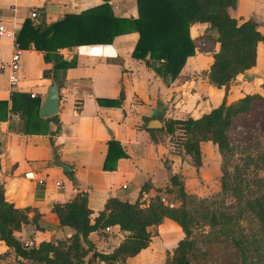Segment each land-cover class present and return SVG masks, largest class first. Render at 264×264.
Instances as JSON below:
<instances>
[{
	"label": "crops",
	"instance_id": "crops-1",
	"mask_svg": "<svg viewBox=\"0 0 264 264\" xmlns=\"http://www.w3.org/2000/svg\"><path fill=\"white\" fill-rule=\"evenodd\" d=\"M238 3L231 15L237 11ZM95 10L102 11L109 22L138 17L136 0H0V24L19 39L27 20L51 25L65 16L78 17ZM33 11L38 14L37 20L30 18ZM237 13L236 19H249H242L244 8L241 14ZM208 28L207 24L189 27L194 54L186 59L179 76L170 83H165L142 60L133 58L139 40L135 32L118 35L110 42L104 41L108 39L106 33L103 41L96 37L93 43L98 44L57 49L56 53L72 65L66 70L64 85L59 90L56 122H49L43 133L27 135L20 132L24 122L18 115H9L7 121L0 122V185L5 200L17 209H36L43 216L40 222L43 231L24 226L15 233L20 242L38 245L69 237L71 231L58 228L52 209L56 204L71 201L78 193L86 194L92 219L109 199L135 203L145 184L149 190L141 201L147 204L168 186L170 175L182 173L176 169L177 164L189 161L187 157L182 161L169 151L170 137L162 131L164 122L197 120L224 100L230 104L246 95H264L261 77L256 74L259 62H264V43L257 47L256 66L239 75L227 90L209 84L206 73L219 44L213 41L216 33ZM11 52V41L0 39V58L8 61ZM52 64L46 63L43 53L32 44L22 49L16 88L10 87L8 71L0 73V101H9L13 93L31 98L33 95L39 101L40 111L52 83L43 78V72L50 70ZM154 120L161 122V129H149ZM110 141L115 144L109 149ZM211 146V143L200 145L205 168L206 156L217 149L213 145L211 151ZM217 159L220 165L219 155ZM57 163L70 168V172L65 173ZM69 173L73 174L74 184L67 177ZM26 174L33 179L25 178ZM39 180L44 185H38ZM56 182L61 188L55 186ZM177 230L168 219L150 228L149 247L125 264H163L166 254L182 240L181 234L175 238L172 235ZM88 239L98 253L109 254L121 243L124 234L118 227H110V232H94ZM7 252L8 248L0 241V255Z\"/></svg>",
	"mask_w": 264,
	"mask_h": 264
},
{
	"label": "trees",
	"instance_id": "trees-1",
	"mask_svg": "<svg viewBox=\"0 0 264 264\" xmlns=\"http://www.w3.org/2000/svg\"><path fill=\"white\" fill-rule=\"evenodd\" d=\"M136 1L135 20L109 22L98 10L78 17L65 16L51 25L27 20L17 41L21 49L32 44L43 53L46 63H53L50 70L43 72V78L54 81L58 90L62 89L66 70L72 64L63 60L57 49L98 44L93 43L96 37L103 41L106 33L105 42L118 35L137 33L139 40L133 58L142 60L165 83L173 82L186 59L194 54L188 35L194 24H207L208 30L216 33L214 43L219 44L206 73L210 85L227 90L239 75L256 66L257 47L264 43V35L253 19L243 21L231 15L239 0ZM9 115H18L24 122L20 132L25 135L43 133L49 122H56V116L41 118L39 101L27 94L13 93L9 101H0V122L7 121ZM237 127L247 131L245 139L253 136V129L264 132V96L246 95L230 104L224 100L197 120H168L162 130L170 137L175 151L187 157L196 170L202 166L200 145L211 143L217 148L221 173L218 195L234 199L229 214L203 208L206 201L189 208L194 198L186 192L179 175H170L168 186L147 204L141 201L149 190L145 184L135 203L109 199L94 219L87 207L86 194L78 193L71 201L56 204L52 213L58 228L69 229L71 235L38 245L32 243L31 248H26L15 233L27 225L43 231L40 225L43 216L30 207L15 208L5 200L0 185V241L8 248L7 253L0 255V264H125L149 247L152 240L149 229L165 219L180 228L183 239L166 254L164 264H264V180L252 185L240 177L242 170L250 167L264 172V150L253 155L243 150L232 137ZM114 144L110 141L109 149ZM1 149L0 141V154ZM235 156L240 157L241 164L233 166L230 174L228 169ZM67 177L75 183L72 173ZM163 193L176 195L179 206L166 202ZM110 227H118L124 239L111 253H98L88 237Z\"/></svg>",
	"mask_w": 264,
	"mask_h": 264
},
{
	"label": "rangeland",
	"instance_id": "rangeland-1",
	"mask_svg": "<svg viewBox=\"0 0 264 264\" xmlns=\"http://www.w3.org/2000/svg\"><path fill=\"white\" fill-rule=\"evenodd\" d=\"M238 2V9L236 12L232 13V16H235V14L239 11L241 14V10L244 8L242 19L248 17L249 19H253L259 25V30L264 33V3L261 0H239ZM258 69L259 70L256 74L257 76L261 77L260 79L262 84L260 85V88L264 90L263 61L259 62ZM249 81L251 80H248V82ZM251 131V135L253 136L248 135L245 139L244 135L247 134V131L241 127H237L233 131L232 137L235 139L236 144H241L240 146L243 148V150L245 149L248 154L253 155L257 154L261 150H264V132H261L259 129L257 131H254V129ZM212 146L210 147L211 151H213ZM171 154L175 155L176 157H181L182 161H186V158L177 153V151H175L174 153L171 152ZM218 155V151L217 149H215L213 153L206 156L208 158V160L206 161L208 166L205 168V166L202 165L198 170L191 166L190 161H186V164L182 161V164H177L176 169L182 170V173H177L180 176V181L183 183L186 192L194 198L193 202L188 206L189 208L197 205V203L200 204L201 201H206V203H203L202 207L207 210L222 212L226 214L232 212L231 206L234 205V199L230 196L218 195L221 191V173L219 171V162L217 159ZM239 158V156H235V160H233L232 164H230V167L228 169V172L230 174H233V166H239V164H241ZM240 177L242 180H248V182L253 185V183L256 181L264 180V172H257L253 170L252 167H250L246 170H242V175H240ZM161 196L165 198L166 202H169V204H172L173 206H179L180 204L176 199V195H167L163 193ZM174 226H176V228L178 229L172 234L174 238L177 237L178 234H181L183 239V233L180 228L176 224H174Z\"/></svg>",
	"mask_w": 264,
	"mask_h": 264
},
{
	"label": "built area",
	"instance_id": "built-area-1",
	"mask_svg": "<svg viewBox=\"0 0 264 264\" xmlns=\"http://www.w3.org/2000/svg\"><path fill=\"white\" fill-rule=\"evenodd\" d=\"M30 18L32 20H37L38 19L37 12L35 11L31 12ZM2 38H7L11 41L12 52H11V55L8 61H5L0 58V73H5L7 71L9 72V84H10L11 89H14L16 88L19 82V75H20V70H21L22 49L17 41L16 35L13 32L8 31L2 24H0V39ZM32 98H34L33 95H32ZM168 149L172 153L175 152V147L171 144H169ZM25 178L31 179V180L33 179L31 174H26ZM37 183L40 186L44 185V182L41 180H39ZM55 186L57 188H61V184L59 182H56ZM104 232L105 233L110 232V228H106ZM24 247L31 248L32 242H24Z\"/></svg>",
	"mask_w": 264,
	"mask_h": 264
},
{
	"label": "water",
	"instance_id": "water-1",
	"mask_svg": "<svg viewBox=\"0 0 264 264\" xmlns=\"http://www.w3.org/2000/svg\"><path fill=\"white\" fill-rule=\"evenodd\" d=\"M59 105V90L54 81L48 87L45 100L40 108L39 115L41 118H51L57 115ZM162 128L160 121L154 120L149 124V129L158 130ZM57 166L62 168L65 173L70 172V168L64 164L57 163Z\"/></svg>",
	"mask_w": 264,
	"mask_h": 264
}]
</instances>
